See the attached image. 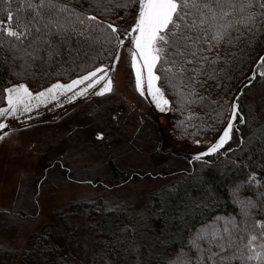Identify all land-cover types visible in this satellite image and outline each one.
Returning a JSON list of instances; mask_svg holds the SVG:
<instances>
[{"label": "rangeland", "instance_id": "374dc122", "mask_svg": "<svg viewBox=\"0 0 264 264\" xmlns=\"http://www.w3.org/2000/svg\"><path fill=\"white\" fill-rule=\"evenodd\" d=\"M126 45L132 47L130 39ZM124 48L109 73L111 93L92 94L101 82L71 102L62 96L49 104V116L45 112L38 122L6 131L0 142V264H92L93 230L104 206L131 213L142 208L150 193L189 168L226 126L230 111L211 135L178 141L169 136L168 110L156 108L146 85L143 96L137 90ZM242 102L254 130L264 122V79L247 87ZM234 136L233 131L230 140ZM96 202L101 207L93 214L89 205ZM164 254L161 264H185L183 250Z\"/></svg>", "mask_w": 264, "mask_h": 264}, {"label": "snow or ice", "instance_id": "6c2138e0", "mask_svg": "<svg viewBox=\"0 0 264 264\" xmlns=\"http://www.w3.org/2000/svg\"><path fill=\"white\" fill-rule=\"evenodd\" d=\"M88 3V8L80 10L72 5L80 4L82 8L81 0H0V67L6 66L7 60H11L12 67L18 64L21 71L16 73L17 78L34 76V67L46 69L63 63L64 57L72 58L73 63L82 61L77 66L83 72L89 66L87 59L92 50L107 45L116 49L109 52L113 58L110 66L95 68L68 83L58 81L35 93L24 83L3 89L7 106L0 107V117L18 119L19 115L62 96L71 102L87 96L101 82L102 87L92 94L111 93L113 81L109 73L116 71L120 61L119 49L125 43L122 36L131 39L128 52L136 88L143 96L146 85L159 111L168 110L170 105L158 86L161 80L180 98L182 106L197 103L203 106L207 98H195L197 85L202 87L205 82L201 78L216 79L225 71L218 67L221 63L225 67L234 64L240 52L254 47L264 35V0H88ZM133 5L137 6L136 14L128 28L106 22L116 9L127 10ZM92 11L96 14H90ZM101 16L105 20L99 19ZM258 67L264 68V57ZM46 75L50 73L43 72L41 78ZM258 75L264 79V72H254L248 78L249 84ZM86 82V87L78 88ZM69 92L73 94L67 96ZM239 99L237 96L236 101ZM236 101L216 142L206 152L193 156V160L217 153L232 138L233 130L238 131L237 118L243 122V116ZM223 115L216 113L217 123L224 122ZM7 127L0 122V130ZM209 129L215 131L211 125ZM8 135L3 132L0 142ZM194 143L198 145L200 141ZM192 243L200 253L199 264H233V261L264 264V224L259 228L253 226L250 232L247 226L238 227L234 220H224L222 225L217 221L200 229Z\"/></svg>", "mask_w": 264, "mask_h": 264}, {"label": "trees", "instance_id": "16d2710c", "mask_svg": "<svg viewBox=\"0 0 264 264\" xmlns=\"http://www.w3.org/2000/svg\"><path fill=\"white\" fill-rule=\"evenodd\" d=\"M81 2L82 8L80 4L72 6L80 10L89 7L88 0ZM12 7L15 8V3ZM136 8L133 5L127 10L116 9L106 22H115V26L121 29L128 28L134 23ZM90 14L95 15L96 12ZM99 19L105 20V17ZM121 38L125 40L122 47L128 56L129 45L126 44L130 38ZM263 46L264 35L259 37L254 47L240 52L234 64L225 67L221 63L218 67L225 71L216 79L202 77L205 82L202 87L197 85L195 98L206 97L203 106L199 103L182 106L174 91L163 80L158 82L170 101L169 136L177 141L178 137L193 140L199 134L214 133L222 123L214 119L216 113L223 112L225 121L237 96L240 97L236 102L241 106L243 122L238 117V131L233 130L235 136L232 140L217 153L204 156L183 172L176 173L160 191L150 193L142 208L131 213L129 208L107 209L102 204L106 210L100 212L99 224L93 230L96 246L92 264H161L167 249L183 250L185 264H199L200 253L192 242L197 232L207 224L218 221L222 225L224 220L231 219L241 229L247 226L250 232L253 226L259 228L264 224V122L252 130L242 102V94L250 85L248 78L255 72L260 58L264 57ZM110 51L115 52L116 49L107 45L106 48L92 50L87 59L89 66L83 72L77 66L82 61L73 63L72 58L64 57L63 63L46 69L34 67V76L22 78L16 76L21 71L18 64L12 67L11 60H7L6 66L0 67V107L6 104L2 90L9 85L25 83L31 91H38L58 81L69 82L98 66L111 64ZM7 55L4 53L5 57ZM43 72L50 75L41 78ZM190 116L191 119L188 118ZM209 125L215 131L210 130ZM184 129L191 134L183 132ZM99 207L98 202L92 203L89 212L95 214ZM233 264L240 262L233 261Z\"/></svg>", "mask_w": 264, "mask_h": 264}, {"label": "crops", "instance_id": "0c3cea01", "mask_svg": "<svg viewBox=\"0 0 264 264\" xmlns=\"http://www.w3.org/2000/svg\"><path fill=\"white\" fill-rule=\"evenodd\" d=\"M78 78V77H77ZM76 79V78H75ZM70 82V81H69ZM56 83V82H55ZM66 83H68V82H66ZM17 84H19V83H16V84H12V85H10V86H8V87H11V86H13V85H17ZM49 86H51V85H49ZM49 86H47V87H49ZM7 87V88H8ZM47 87H45V88H47ZM6 88V89H7ZM45 88H43V89H45ZM43 89H41V90H43ZM41 90H38V91H41ZM38 91H32L33 93H35V92H38ZM78 98H81V97H78ZM77 98V99H78ZM51 103H56V101H53V102H51ZM7 106V103L4 105V106H2V107H6ZM64 106V105H63ZM48 107H49V104L48 105H46V106H41L40 108H38V109H34L32 112H34V113H36L37 115H35V116H32V115H30V113H25V114H23L24 115V117L23 118H19V119H16V118H12V117H8V118H4V117H0V122H3V123H6L7 125H8V127L7 128H5V131H10V130H16V129H14L13 127H10L11 125H13L14 126V124H18L19 126H26L25 124H31V123H35V122H38L39 121V119H40V117H41V115L43 114V113H45V112H47V115L49 116L50 114H51V112L48 110ZM19 116H22V115H19ZM29 117H31V118H29ZM25 119V120H24ZM19 126H16L17 128L19 127ZM15 127V128H16ZM4 130V129H3Z\"/></svg>", "mask_w": 264, "mask_h": 264}]
</instances>
